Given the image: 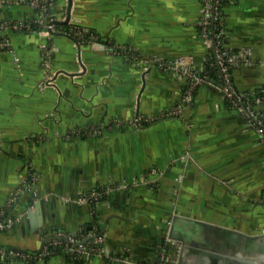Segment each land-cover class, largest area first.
Instances as JSON below:
<instances>
[{"label": "crops", "instance_id": "obj_1", "mask_svg": "<svg viewBox=\"0 0 264 264\" xmlns=\"http://www.w3.org/2000/svg\"><path fill=\"white\" fill-rule=\"evenodd\" d=\"M68 2L0 0V22L20 24L0 31V219L15 220L0 228V250L38 255L81 236L127 257L85 264H166L179 249L174 214L264 232V137L214 83L172 114L185 77L141 63L205 66L202 0H73L68 22H55ZM222 7L223 46L241 60L233 83L264 92V0ZM96 189L95 204L67 199ZM37 257L0 264H72Z\"/></svg>", "mask_w": 264, "mask_h": 264}, {"label": "built area", "instance_id": "obj_2", "mask_svg": "<svg viewBox=\"0 0 264 264\" xmlns=\"http://www.w3.org/2000/svg\"><path fill=\"white\" fill-rule=\"evenodd\" d=\"M34 3L37 0H32ZM224 5V0H202L201 8V18H200V33L204 42L208 45L210 49V58L215 62L219 69V74L221 75V81L216 82L211 77H209L208 72L205 70V67H194L191 62L183 57L176 58L174 60H165L162 58H143L141 63H143L146 68H159L163 70H171L176 73H179L186 79V88L184 91L182 104L177 107L172 114H180L183 111V108L193 99L194 91L203 84L214 83L221 91L222 96L228 99L239 111L245 114L251 124L258 130V132L264 137V115L257 110V105L264 103V94L256 95L255 93L251 94L250 92L238 90L232 78V68L234 65H238L239 61L236 59L227 48L223 46L222 38L225 30V23L222 16V10ZM10 27L19 28L20 24L13 23L9 21L0 22V31H5ZM52 27V26H48ZM0 45H3V42H0ZM109 49L113 52L121 53L124 56L132 55V49L127 46H115L109 44ZM250 51L243 52V60L248 61L247 57ZM79 132V131H77ZM152 173H157V170H152ZM36 179L35 174H32L28 180V185L31 186ZM104 194L100 190H93L89 193L78 195L74 198L68 197L67 199L76 201L78 203H97L102 200ZM15 220H10L9 222L3 221L0 219V228L11 226ZM170 238L168 237V240ZM171 240V239H170ZM69 246H65V250L68 251L71 248V251H76V253L83 254L87 259L93 256H100L102 258H110L113 260L126 261L127 257H123L117 254L111 253V250L107 248L101 238H96L93 242L86 244L82 241V237H75L68 239ZM51 244H60L59 242H50L44 246L42 253L38 254L40 257L46 252H51L48 248ZM103 244V245H102ZM52 253V252H51ZM20 255L24 258H27L29 253H18L14 251L0 250V259H10ZM54 256H59V254H53ZM77 257V256H76ZM164 257V256H163ZM166 264H175L173 257H167ZM72 264H77L72 261Z\"/></svg>", "mask_w": 264, "mask_h": 264}, {"label": "water", "instance_id": "obj_3", "mask_svg": "<svg viewBox=\"0 0 264 264\" xmlns=\"http://www.w3.org/2000/svg\"><path fill=\"white\" fill-rule=\"evenodd\" d=\"M68 1L67 19L55 22H68L73 0ZM168 237L179 244L175 264H264V232L251 234L218 223L174 214ZM61 238L68 240L67 237ZM43 245L44 242L41 248Z\"/></svg>", "mask_w": 264, "mask_h": 264}, {"label": "trees", "instance_id": "obj_4", "mask_svg": "<svg viewBox=\"0 0 264 264\" xmlns=\"http://www.w3.org/2000/svg\"><path fill=\"white\" fill-rule=\"evenodd\" d=\"M205 70L208 72L209 77H211L213 80H215L216 82L221 81V75L219 74V69L218 66L215 62H213V60L211 58H209V60L206 62L205 64ZM232 70H230L231 72ZM232 73V72H231ZM197 90V89H196ZM196 90L194 91V94L196 92ZM193 94V95H194ZM264 92H256V95H263ZM65 246H67V244L65 242H62L60 244H51L48 246V248L50 249V251L52 252H46V254H44V258L46 257H50V256H54L53 254H59V255H64L66 259H68L70 262L74 261L77 264H85L87 261V258L85 255L83 254H79L76 253V251H71L65 250ZM30 254V253H29ZM38 255L35 254H30L27 258H24L20 255H17L15 257H19V258H24V259H34V258H38ZM77 256V257H76ZM14 258V257H12Z\"/></svg>", "mask_w": 264, "mask_h": 264}, {"label": "flooded vegetation", "instance_id": "obj_5", "mask_svg": "<svg viewBox=\"0 0 264 264\" xmlns=\"http://www.w3.org/2000/svg\"><path fill=\"white\" fill-rule=\"evenodd\" d=\"M174 258V256H172Z\"/></svg>", "mask_w": 264, "mask_h": 264}]
</instances>
